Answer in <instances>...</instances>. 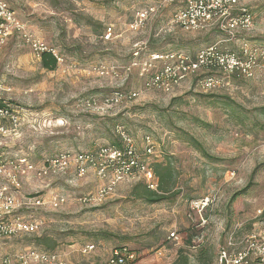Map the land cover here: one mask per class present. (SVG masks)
Segmentation results:
<instances>
[{
	"label": "rangeland",
	"instance_id": "374dc122",
	"mask_svg": "<svg viewBox=\"0 0 264 264\" xmlns=\"http://www.w3.org/2000/svg\"><path fill=\"white\" fill-rule=\"evenodd\" d=\"M4 1L60 60L53 71L43 68L41 57L17 37L2 49L0 100L18 111L21 122L15 133L0 137V157L25 156L37 168L51 156L117 142L113 127L121 124L141 148L145 135L153 139L151 169L170 164L177 181L176 195L153 203L133 194L148 177L127 175L103 201L91 204L82 197L108 181L97 177L94 167L83 175L73 166L41 177L28 170L18 186L8 187L18 198L41 197V206L14 212L34 222L37 231L0 238V258L43 251L32 237L48 233L65 264H105L121 245L137 251L134 264H183L180 248L188 264H202L198 257L205 251L215 264L233 235L240 242L264 227V67L255 78H234L206 92L192 77L169 93L147 89L138 65L126 69L135 56L195 54L223 37L218 30L186 31L174 24L182 0ZM243 4L254 15L253 29L218 47L237 54L243 46L264 50V0ZM142 13L146 17L140 20ZM108 27L113 32L105 38ZM131 89L137 97L108 112L86 106L91 98ZM188 235L194 237L191 247ZM90 244L96 249L85 251Z\"/></svg>",
	"mask_w": 264,
	"mask_h": 264
},
{
	"label": "built area",
	"instance_id": "2783aa9c",
	"mask_svg": "<svg viewBox=\"0 0 264 264\" xmlns=\"http://www.w3.org/2000/svg\"><path fill=\"white\" fill-rule=\"evenodd\" d=\"M243 1L182 0L183 5L175 11L172 22L186 31L218 30L223 34L221 40L195 54L177 50L151 53L146 59L137 55L127 66L128 73L133 66L138 65V76L144 79L146 88L166 93L180 86L189 77L195 79V85L202 92L223 88L225 83L234 78H255L257 70L264 67L262 48L243 46L241 53L237 54L232 50L218 47L222 42L232 40L237 32L253 29L254 15L243 6ZM150 12H154V9H150ZM139 17L142 20L146 14L142 13ZM112 32V27H108L105 38H110ZM16 37L25 41L36 56L41 57L43 53L48 52L52 53L57 61L60 60L55 49L34 38L9 3L0 0V53L7 43ZM137 95L138 92L132 89L113 90L102 96V99L91 98L86 106L89 109L96 107L108 112L114 106L135 99ZM20 122L21 117L14 107L10 105L0 107V137L15 133ZM115 131L120 145L109 143L90 151L64 152L59 156L45 158L37 168L25 156L0 157V179L3 182L0 184V215H5V219L0 220V238H12L37 231L34 222L23 220L19 215L15 216L14 212L29 208L30 205L41 206V197H30L29 200L18 198L9 191L8 187V183L18 186V177L27 174L28 170L36 169L38 177H41L44 173L55 175L60 170H71L73 166L76 167V174L83 175L90 167H94L97 177L108 181L99 188L98 192L82 197L84 203L95 204L103 201L114 191L116 182L127 175L148 177L149 179L145 180L148 187L158 191L154 171L147 161L156 149L153 139L145 135L144 147L141 148L134 135L123 125L117 124ZM12 218L15 219L11 220ZM239 241L234 240L233 235L230 246L219 252L215 264H264V227L244 235ZM95 249L96 246L90 244L86 245L85 251L92 252ZM58 256L57 252L31 248L27 252L1 257L0 264H65L61 263ZM135 256L136 254L126 247L114 248L105 264H127V261L134 259Z\"/></svg>",
	"mask_w": 264,
	"mask_h": 264
},
{
	"label": "trees",
	"instance_id": "16d2710c",
	"mask_svg": "<svg viewBox=\"0 0 264 264\" xmlns=\"http://www.w3.org/2000/svg\"><path fill=\"white\" fill-rule=\"evenodd\" d=\"M214 31H216V30H214ZM218 33H220V35H222V32L219 31ZM41 66H43V68H45L47 70L53 71V70L57 69V59L52 55V53L45 52L41 55ZM239 79L241 80V79H245V78H239ZM239 79H237V80H239ZM3 106H9V105L5 104L4 102H2L0 100V107H3ZM116 125L117 124L114 125L113 129H114L115 136L117 137V142H111V143L116 144V145H120L119 137L115 131ZM142 152H144V151H142ZM153 171H154V176L156 177V179L158 181V189H157L158 191L150 189L148 187L147 183L143 180L142 182H140L139 184H137L134 187L133 194H135L138 198L145 199V200H147L149 202H153V203L159 202L160 200L167 199L168 196L172 193L174 195H176V193L173 191V188L175 187L177 179L174 177L175 171L173 170V167L170 164H163V163L159 162V164H156L153 167ZM245 192H246V190L243 191V193H245ZM235 199H236V196H235L234 200ZM193 238L194 237L192 235H188V237L185 241L186 246L191 247L193 245ZM32 239L35 242L33 244L36 245L37 247H40V249L45 251V252H47V251L55 252L56 249L59 248L57 243L51 238V236L48 233L43 234V235H39V236L38 235L33 236ZM125 247L136 254L134 259H132V260L129 259V261H127V264L136 263L137 259H138V254H137L136 250H134L130 247H127L125 245L117 246V247H115V249L116 248L122 249ZM201 251H203V250H201ZM179 254H180V258L184 260L183 264H188L189 259H187V254L185 253L184 248L179 249ZM198 258H200L199 260L202 261V264H204L205 259L208 258V256L206 258V251L201 252V254ZM212 261L213 260L210 261V258H208L207 264H214V263H212ZM118 264H121V263H118Z\"/></svg>",
	"mask_w": 264,
	"mask_h": 264
}]
</instances>
